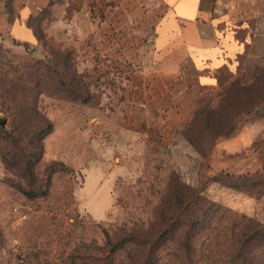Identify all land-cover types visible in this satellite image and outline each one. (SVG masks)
Here are the masks:
<instances>
[{
  "label": "rangeland",
  "instance_id": "1",
  "mask_svg": "<svg viewBox=\"0 0 264 264\" xmlns=\"http://www.w3.org/2000/svg\"><path fill=\"white\" fill-rule=\"evenodd\" d=\"M79 73L0 37V264H264V140L219 147L264 85L195 111L184 134L216 156L192 187L160 130L116 125Z\"/></svg>",
  "mask_w": 264,
  "mask_h": 264
},
{
  "label": "crops",
  "instance_id": "2",
  "mask_svg": "<svg viewBox=\"0 0 264 264\" xmlns=\"http://www.w3.org/2000/svg\"><path fill=\"white\" fill-rule=\"evenodd\" d=\"M3 35L69 50L113 122L160 130L192 187L216 156L184 134L195 111L219 101L229 84L264 85V0H0ZM257 92L241 133L219 147L264 140V87Z\"/></svg>",
  "mask_w": 264,
  "mask_h": 264
},
{
  "label": "trees",
  "instance_id": "3",
  "mask_svg": "<svg viewBox=\"0 0 264 264\" xmlns=\"http://www.w3.org/2000/svg\"><path fill=\"white\" fill-rule=\"evenodd\" d=\"M25 44H27V43H25ZM66 51L70 52L69 50H66Z\"/></svg>",
  "mask_w": 264,
  "mask_h": 264
}]
</instances>
